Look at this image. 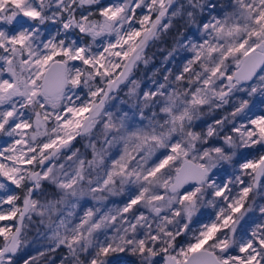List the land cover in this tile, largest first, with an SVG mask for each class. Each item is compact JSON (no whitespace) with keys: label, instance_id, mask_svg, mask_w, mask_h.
<instances>
[{"label":"snow or ice","instance_id":"6c2138e0","mask_svg":"<svg viewBox=\"0 0 264 264\" xmlns=\"http://www.w3.org/2000/svg\"><path fill=\"white\" fill-rule=\"evenodd\" d=\"M173 30L164 62L191 58L142 89L134 70ZM257 97L264 110V0H0V133L13 138L0 189L24 193L0 196V264H17L25 220L51 243L24 264H54L61 247L60 264H264V153L243 151L264 149ZM125 185L136 191L123 207H88L72 224L84 197ZM203 207L216 211L194 228Z\"/></svg>","mask_w":264,"mask_h":264},{"label":"rangeland","instance_id":"374dc122","mask_svg":"<svg viewBox=\"0 0 264 264\" xmlns=\"http://www.w3.org/2000/svg\"><path fill=\"white\" fill-rule=\"evenodd\" d=\"M102 4L107 5L109 3L115 2V0H101ZM219 3H229L230 0H218ZM140 10H137V16H139ZM96 19H101L100 17H95ZM54 26L49 25L48 26V31L52 32L54 31ZM114 40V37H98L96 43L99 45H104L108 42V40ZM176 39L178 37L176 36L175 30L172 32L168 33L166 36L162 38L161 41L157 42L154 45H151L149 49L147 50V55L152 58V62L148 65L147 68H145L142 64L134 70L133 77L134 79H138L141 81V88L144 90H147L150 86L151 83V77L152 73L155 69L159 68L163 70L164 68H171L173 73L178 74L179 71L182 69V64L183 62L186 61V59L191 58V53H185L181 52L180 55H178L175 60H170L167 63L164 62V57L167 55V51L171 49L173 44L175 43ZM88 43H91L90 38L87 39ZM93 50L95 51L96 48L95 46L93 47ZM76 64L77 67H80V62H73ZM229 68L228 72L231 74V72L234 71V64L231 65L230 62H228ZM199 70V69H197ZM159 73L157 74V79H159ZM7 78V77H5ZM123 87V86H122ZM127 89L125 88L123 92L120 93V96L122 99L127 100L129 105L131 106L132 101L128 99V97L124 96V92H126ZM86 92V90H85ZM239 95V94H237ZM84 98H87L86 96ZM246 98V97H245ZM235 99V97H233ZM255 101H258V97L254 98V106H253V111L249 113L250 116L253 118L258 115H264V110L261 109L260 105L258 103H255ZM50 110V109H49ZM226 110H230L227 109ZM217 114V118H218ZM35 117L33 116L30 120V122L34 121ZM208 123H211L212 118L206 116L204 118ZM147 123V121H145ZM48 127L51 128L52 124L49 122ZM29 132L32 131V129L28 130ZM13 138L6 137L3 133H0V148L7 147L8 144L12 142ZM88 141L86 139L82 140L79 137L77 140L74 142L75 146L77 148H80L81 152L85 153L86 159H91V150L90 149H85L83 146L86 144ZM119 147V146H118ZM247 153L248 158H253V157H258L260 154L264 153V150L259 148V146H256L253 149H247L243 150ZM117 154V150L113 149L110 151V155L115 158V155ZM57 163H64V156L62 155L60 159L57 161ZM38 169V168H37ZM35 169V170H37ZM232 174V167L225 165L223 168H221L217 173V177L220 180H225L227 179L228 176ZM238 174V173H237ZM96 173H93V176H95ZM99 175L103 177V171H99ZM174 176V173H173ZM194 185V184H193ZM188 187V186H187ZM117 188L119 189V182H117ZM130 191L132 194H135L136 191V186L135 185H125L123 187L122 191H119L118 194L112 195V194H107V199L102 201V202H97L94 200L91 196L84 197L83 200L80 202L81 207H78L76 209L75 217L72 220V224L79 223V217L83 215V210L88 208V207H93V208H100L103 211H107L109 208H116V207H123V205L127 202L128 196ZM183 192V190L181 191ZM10 194H15L23 197V190L22 189H17L14 185H11L9 182V188L8 189H0V196H5V195H10ZM86 201V203H85ZM19 203V201H18ZM257 203H264V200L257 198ZM4 207H7L5 205ZM216 210L212 209L211 207H203L201 209V213L197 214V217H194V224L192 225L194 228L199 226V223H205L209 222V218L214 215V212ZM253 215L256 219V222H259L260 216L258 212H255ZM35 216H33V221H35ZM198 221V222H195ZM8 222L0 221V224H4ZM25 224L28 225L27 231H26V246L22 248V250L17 254V264H24V260L28 259V257L35 255L38 251H43L45 249V246H47L51 241L47 238L48 236L51 235V233H47L46 235H38V231L40 233H44L45 230L43 228H40L39 230L36 227H33L31 224L28 223L27 220H25ZM251 227V225H249ZM109 235H111V231H109ZM191 236V233L188 236H182L179 238L181 243H185L189 237ZM103 237H101L102 239ZM67 254L66 248L61 247L60 249H57V251L52 254L53 259H54V264H60L61 257L63 255ZM233 254H236L235 251H233ZM134 259V258H132ZM129 264H131V259H129ZM159 264H162V261L159 262Z\"/></svg>","mask_w":264,"mask_h":264},{"label":"water","instance_id":"95a60500","mask_svg":"<svg viewBox=\"0 0 264 264\" xmlns=\"http://www.w3.org/2000/svg\"><path fill=\"white\" fill-rule=\"evenodd\" d=\"M257 71L259 72V69H258ZM77 138H78V137H77ZM197 162H198V161H195V160L192 161V163H197ZM37 171H39V169H37ZM174 176H175V174H174ZM174 176H173V177H174ZM189 183H190V184H195V181H190ZM187 186H189V185L186 184L184 187H187ZM182 190H183V188L181 189V191H182Z\"/></svg>","mask_w":264,"mask_h":264},{"label":"trees","instance_id":"16d2710c","mask_svg":"<svg viewBox=\"0 0 264 264\" xmlns=\"http://www.w3.org/2000/svg\"><path fill=\"white\" fill-rule=\"evenodd\" d=\"M229 62H230L231 65H233V63H232L231 61H229ZM121 259H122V260H125V259L129 260L128 257H121Z\"/></svg>","mask_w":264,"mask_h":264},{"label":"flooded vegetation","instance_id":"af4514ba","mask_svg":"<svg viewBox=\"0 0 264 264\" xmlns=\"http://www.w3.org/2000/svg\"><path fill=\"white\" fill-rule=\"evenodd\" d=\"M234 71H235V66H234ZM262 150H264V149H262Z\"/></svg>","mask_w":264,"mask_h":264}]
</instances>
